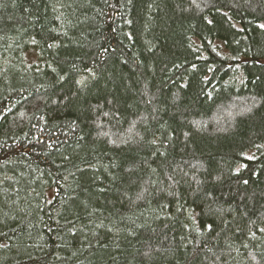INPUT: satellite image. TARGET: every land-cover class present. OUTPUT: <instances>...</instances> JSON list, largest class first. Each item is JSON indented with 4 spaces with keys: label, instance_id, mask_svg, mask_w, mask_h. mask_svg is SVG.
Returning a JSON list of instances; mask_svg holds the SVG:
<instances>
[{
    "label": "trees",
    "instance_id": "trees-1",
    "mask_svg": "<svg viewBox=\"0 0 264 264\" xmlns=\"http://www.w3.org/2000/svg\"><path fill=\"white\" fill-rule=\"evenodd\" d=\"M0 264H264V0H0Z\"/></svg>",
    "mask_w": 264,
    "mask_h": 264
}]
</instances>
